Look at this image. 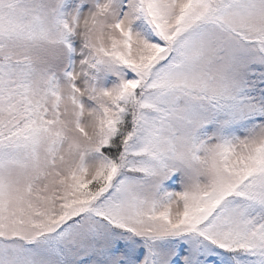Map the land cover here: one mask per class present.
I'll use <instances>...</instances> for the list:
<instances>
[{"label": "snow or ice", "instance_id": "snow-or-ice-1", "mask_svg": "<svg viewBox=\"0 0 264 264\" xmlns=\"http://www.w3.org/2000/svg\"><path fill=\"white\" fill-rule=\"evenodd\" d=\"M0 264H264V0H0Z\"/></svg>", "mask_w": 264, "mask_h": 264}]
</instances>
